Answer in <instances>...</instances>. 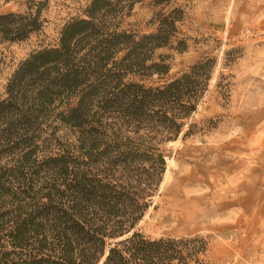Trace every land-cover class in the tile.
Here are the masks:
<instances>
[{"label":"trees","instance_id":"16d2710c","mask_svg":"<svg viewBox=\"0 0 264 264\" xmlns=\"http://www.w3.org/2000/svg\"><path fill=\"white\" fill-rule=\"evenodd\" d=\"M30 1L0 14V44L42 29L43 2ZM142 1L89 0L55 44L10 74L0 96V264H199L201 238L151 237L137 225L162 182L165 145L197 111L215 60L164 79L170 55L157 51H186L171 43L184 10L157 12L149 32L123 28Z\"/></svg>","mask_w":264,"mask_h":264},{"label":"rangeland","instance_id":"374dc122","mask_svg":"<svg viewBox=\"0 0 264 264\" xmlns=\"http://www.w3.org/2000/svg\"><path fill=\"white\" fill-rule=\"evenodd\" d=\"M30 0H0V14L21 13ZM42 1V29L0 44V96L17 64L52 46L59 30L89 0ZM184 10L177 22L183 53L169 54L164 79L200 59H214L208 88L176 141L165 145L166 168L153 204L137 229L151 237H198L199 264H264V0H143L123 28L143 33L157 12ZM153 79H156L154 77ZM194 125L184 139L182 134Z\"/></svg>","mask_w":264,"mask_h":264}]
</instances>
